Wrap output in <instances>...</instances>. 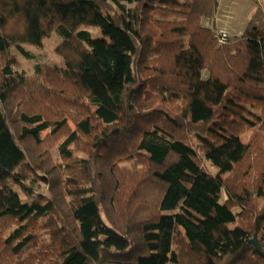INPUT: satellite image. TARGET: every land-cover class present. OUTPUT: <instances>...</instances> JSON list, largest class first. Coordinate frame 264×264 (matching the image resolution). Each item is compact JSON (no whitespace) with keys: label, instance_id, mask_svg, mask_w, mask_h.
Returning a JSON list of instances; mask_svg holds the SVG:
<instances>
[{"label":"trees","instance_id":"trees-1","mask_svg":"<svg viewBox=\"0 0 264 264\" xmlns=\"http://www.w3.org/2000/svg\"><path fill=\"white\" fill-rule=\"evenodd\" d=\"M216 6L0 0V264H264L263 12L220 42ZM54 33L63 66L13 70ZM27 180L52 196L25 203Z\"/></svg>","mask_w":264,"mask_h":264},{"label":"rangeland","instance_id":"rangeland-1","mask_svg":"<svg viewBox=\"0 0 264 264\" xmlns=\"http://www.w3.org/2000/svg\"><path fill=\"white\" fill-rule=\"evenodd\" d=\"M217 6L215 9V13L213 17L210 18H202V25L207 28H212L217 31L226 32L229 36H239L242 34L249 18L253 16L258 8H260L263 12V20H264V0H216ZM128 17H131V12H133L136 5H129L128 7ZM218 17H216V16ZM155 18V17H154ZM219 19V20H217ZM87 31L90 32L93 39L101 38V32L97 28H86ZM62 39L56 34H52L49 38L43 41V45L40 48L34 47L32 45H23V48L32 55L31 59H28L22 56L16 49H12L10 52V57L13 62V70L16 73H23L25 76H33L35 73V67L37 65H46L51 67H61L64 65L62 58H60L56 50L60 46ZM167 109L171 108L170 106L166 105ZM175 109V106H172ZM71 125V124H70ZM72 127V125H71ZM49 134V131L41 133V139L45 138L46 135ZM191 136V135H190ZM249 133H246L240 137V141L245 143ZM74 147H70V149L74 150V155L78 158H84L86 155L81 151L73 149ZM50 155L53 159V163L55 166H59L62 170L61 176L63 179L66 178V173L63 170L65 161L61 158L57 145L51 149ZM126 166H134L131 163H125L120 165V167ZM204 169L209 172L210 174H215L216 170L211 167L208 163H204ZM31 174H35L33 168H29ZM38 174V173H37ZM40 175V173H39ZM222 177L226 178L228 174H221ZM57 186L59 183V179L57 178ZM55 187V186H54ZM13 190L17 191L18 194L21 196L22 200L25 203H30L33 201L37 194L42 195L45 198H50L52 196L50 192V186L46 184L44 181H36L32 183L31 180H27L24 183V188L20 186L12 185ZM56 189V188H54ZM56 197L55 200L59 201V203L67 204L69 202V197L65 194V192L61 193L58 190H55ZM224 199L222 200V202ZM251 206V205H250ZM262 207V202H256V210H260ZM249 208V207H248ZM234 213H240V218L237 220L236 225H243V226H250L252 223V219L254 213L250 211H244L241 214V208H235ZM102 218L106 220L105 215L102 213ZM42 222V221H41ZM233 227V226H232ZM256 237V242L258 243V237ZM253 239V238H251ZM259 245V243H258Z\"/></svg>","mask_w":264,"mask_h":264},{"label":"built area","instance_id":"built-area-1","mask_svg":"<svg viewBox=\"0 0 264 264\" xmlns=\"http://www.w3.org/2000/svg\"><path fill=\"white\" fill-rule=\"evenodd\" d=\"M227 33L226 32H223V31H219L218 32V35H217V37H218V40L220 41V42H223V41H225L226 40V38H227Z\"/></svg>","mask_w":264,"mask_h":264},{"label":"water","instance_id":"water-1","mask_svg":"<svg viewBox=\"0 0 264 264\" xmlns=\"http://www.w3.org/2000/svg\"><path fill=\"white\" fill-rule=\"evenodd\" d=\"M249 244L255 247L257 250H260L258 243L256 242V237L254 236L253 239L249 240Z\"/></svg>","mask_w":264,"mask_h":264},{"label":"crops","instance_id":"crops-1","mask_svg":"<svg viewBox=\"0 0 264 264\" xmlns=\"http://www.w3.org/2000/svg\"><path fill=\"white\" fill-rule=\"evenodd\" d=\"M216 16V15H215ZM217 17V16H216ZM218 18V17H217ZM250 19V18H249ZM217 20H219V19H217Z\"/></svg>","mask_w":264,"mask_h":264}]
</instances>
